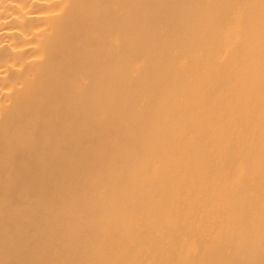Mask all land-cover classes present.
<instances>
[{
	"label": "bare ground",
	"instance_id": "1",
	"mask_svg": "<svg viewBox=\"0 0 264 264\" xmlns=\"http://www.w3.org/2000/svg\"><path fill=\"white\" fill-rule=\"evenodd\" d=\"M0 264H264V0H0Z\"/></svg>",
	"mask_w": 264,
	"mask_h": 264
}]
</instances>
